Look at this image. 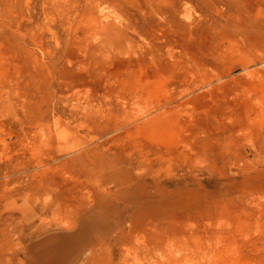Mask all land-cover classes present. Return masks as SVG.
Listing matches in <instances>:
<instances>
[{"label": "rangeland", "instance_id": "rangeland-1", "mask_svg": "<svg viewBox=\"0 0 264 264\" xmlns=\"http://www.w3.org/2000/svg\"><path fill=\"white\" fill-rule=\"evenodd\" d=\"M20 2L0 264H264V0Z\"/></svg>", "mask_w": 264, "mask_h": 264}, {"label": "bare ground", "instance_id": "bare-ground-1", "mask_svg": "<svg viewBox=\"0 0 264 264\" xmlns=\"http://www.w3.org/2000/svg\"><path fill=\"white\" fill-rule=\"evenodd\" d=\"M21 0H0V17L11 23V20L9 19V13L12 7L21 9ZM97 0H39V8L40 12L43 15L42 22L45 24L48 22V20L51 19V16L54 12L60 13V14H67L71 11L74 12H85L88 11L91 7L96 5ZM33 0H26V3H24V6L28 9L31 6V3ZM33 10L35 9V1L33 2ZM59 15V14H58ZM59 23H65L66 18L59 15ZM30 20H33L34 17L30 16ZM53 21V20H51ZM49 21V22H51ZM78 109L81 107L80 101L77 102Z\"/></svg>", "mask_w": 264, "mask_h": 264}]
</instances>
